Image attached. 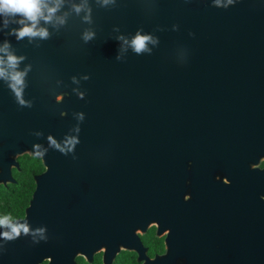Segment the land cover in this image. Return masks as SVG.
<instances>
[{
	"label": "water",
	"instance_id": "1",
	"mask_svg": "<svg viewBox=\"0 0 264 264\" xmlns=\"http://www.w3.org/2000/svg\"><path fill=\"white\" fill-rule=\"evenodd\" d=\"M74 3L65 0L58 30L41 22L45 41H17L9 33L18 25L4 28L0 17V46L25 57L19 70L31 66L23 98L32 104L21 107L0 80V159L27 152L44 167L24 217L9 222L29 233L0 236V259L22 251L29 264H70L101 247L111 257L139 251L129 246L134 230L179 198L185 173L220 161L234 173L231 264H264V170L255 168L264 157V0H88L91 24ZM86 29L95 32L87 43ZM137 33L156 40L151 52L117 39ZM172 249L198 264L195 246Z\"/></svg>",
	"mask_w": 264,
	"mask_h": 264
},
{
	"label": "flooded vegetation",
	"instance_id": "2",
	"mask_svg": "<svg viewBox=\"0 0 264 264\" xmlns=\"http://www.w3.org/2000/svg\"><path fill=\"white\" fill-rule=\"evenodd\" d=\"M2 157L0 217L8 216L11 222L24 217L34 190V177L44 167L40 158L27 152ZM219 162L187 171L179 198L168 201L160 211L153 209L143 229L134 230L135 242L129 246H138L140 252L120 248L111 257L108 252L104 255L101 247L85 254L74 253L70 264H141L146 259L154 264H184L189 253L176 252L174 246H195L198 251L193 255L198 264H231V251L237 246L234 173L230 165ZM255 168L264 170V157ZM13 255L0 259V264H29L22 251ZM36 264L49 262L41 259Z\"/></svg>",
	"mask_w": 264,
	"mask_h": 264
},
{
	"label": "clouds",
	"instance_id": "3",
	"mask_svg": "<svg viewBox=\"0 0 264 264\" xmlns=\"http://www.w3.org/2000/svg\"><path fill=\"white\" fill-rule=\"evenodd\" d=\"M102 6H107L115 2V0H98ZM236 0H226L222 6L227 8L228 5H233ZM65 4V0H0V17H3V27L8 28L10 23L18 25L10 30V35L15 36L17 41L27 38L31 43L34 40L45 41L51 36L48 28L43 25H51L57 30L67 23L69 13L65 12L58 15L61 8ZM216 6H221L222 0H214ZM71 11L77 16L83 13L82 20L88 24L92 23V9L88 4V0H81L79 4H72ZM43 22V25L41 24ZM95 32L91 29H86L82 34V39L85 43L94 39ZM117 39L124 41L125 44L130 45L132 50L141 55L144 52H151L148 48L149 43H156L150 35H142L137 33L130 41L124 37H117ZM11 45L5 41L3 46H0V80L6 82L8 88L14 94L16 102L21 107H31L30 101L23 98V91L26 87L25 77L30 70V65L23 70H19V65L25 59L24 56H18L10 50ZM76 80L75 77L72 78ZM87 79V76H85ZM82 95V94H81ZM51 143L57 148L60 145L56 144L55 140ZM76 141L69 140L66 143L69 146L73 145ZM63 151V149H61ZM10 218L8 216L0 217V226L8 225L10 231L0 233L6 240H15L19 238L21 232L25 235L29 233V228L25 225H10ZM36 233L41 234V239H47L42 235L43 229H37ZM36 233H33L35 235Z\"/></svg>",
	"mask_w": 264,
	"mask_h": 264
},
{
	"label": "trees",
	"instance_id": "4",
	"mask_svg": "<svg viewBox=\"0 0 264 264\" xmlns=\"http://www.w3.org/2000/svg\"><path fill=\"white\" fill-rule=\"evenodd\" d=\"M31 187V186H30Z\"/></svg>",
	"mask_w": 264,
	"mask_h": 264
}]
</instances>
